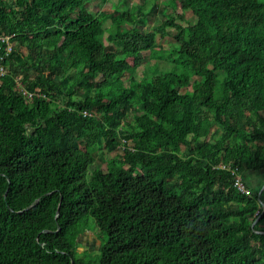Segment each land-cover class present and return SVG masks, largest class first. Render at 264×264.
Masks as SVG:
<instances>
[{
    "label": "trees",
    "instance_id": "1",
    "mask_svg": "<svg viewBox=\"0 0 264 264\" xmlns=\"http://www.w3.org/2000/svg\"><path fill=\"white\" fill-rule=\"evenodd\" d=\"M178 1L199 24L163 54L125 9L0 0V264H264V191L236 186L264 170V0ZM147 51L173 69L124 81Z\"/></svg>",
    "mask_w": 264,
    "mask_h": 264
},
{
    "label": "rangeland",
    "instance_id": "2",
    "mask_svg": "<svg viewBox=\"0 0 264 264\" xmlns=\"http://www.w3.org/2000/svg\"><path fill=\"white\" fill-rule=\"evenodd\" d=\"M10 0H7L9 2ZM109 4H104L102 0H93L91 11L97 13L101 10H121L125 9L130 13L139 14L141 18V28L145 32H154L159 26L167 25V34L162 36L160 33H157V52L166 54L168 50H173L176 48L173 37L176 34V30L169 26L171 22L175 21V16L178 13H184L186 22L189 24H199V18L194 15L192 10L183 8L182 4L178 0H108ZM9 4V3H8ZM111 25V21L105 23L104 28L108 29ZM10 38V37H9ZM162 48L167 49L163 51ZM83 62L86 60V56L80 54ZM174 65L166 60L158 59L151 60L150 52L147 51L144 53L143 62L139 67H135L131 70L125 71L122 73V78L124 81H128L130 77L135 76L138 81L143 77L149 75L154 70H170L173 69ZM193 88L189 90H184L189 94L193 93ZM102 131L100 130V133ZM203 138H209L214 141L218 140L222 136V130L217 129L215 134L213 131L202 130L200 132ZM191 136V135H190ZM96 144L98 150L95 152L96 159L106 166V159L111 157L113 153H110L109 148L106 146L105 139L102 134L96 139ZM123 149V148H122ZM120 148V150L122 151ZM187 152V148H184V153ZM264 181H262L257 189H251L254 193H258L260 190H263ZM100 238L101 233L95 224L91 227L89 231L84 233L79 239L78 243L80 244L79 253L81 255L87 250L91 254L96 255L99 252L100 248Z\"/></svg>",
    "mask_w": 264,
    "mask_h": 264
},
{
    "label": "built area",
    "instance_id": "3",
    "mask_svg": "<svg viewBox=\"0 0 264 264\" xmlns=\"http://www.w3.org/2000/svg\"><path fill=\"white\" fill-rule=\"evenodd\" d=\"M9 39H10L9 37H6V38L3 39L4 41H7V43H8V46L6 48L7 55H9L11 53V51H12V47H11V45L9 43ZM5 74H6L5 68L1 65L0 66V75L3 76ZM18 87L21 89V92L24 95L28 96L29 98H31L33 96V93L27 92L28 90L26 88H24L23 86H21V84L19 82H18ZM39 96L40 97L41 96L44 97V95H42V94L39 95ZM84 115H91V114H89L87 111H85ZM236 186L240 189V191H242L244 193H247V194H251V190L244 184V182L242 181V179L240 177L236 178Z\"/></svg>",
    "mask_w": 264,
    "mask_h": 264
},
{
    "label": "crops",
    "instance_id": "4",
    "mask_svg": "<svg viewBox=\"0 0 264 264\" xmlns=\"http://www.w3.org/2000/svg\"><path fill=\"white\" fill-rule=\"evenodd\" d=\"M245 185L251 189H257V186L264 181V170L261 171H248L239 176ZM264 186V185H263ZM264 188V187H263ZM264 191V190H262ZM261 190L258 192L261 194Z\"/></svg>",
    "mask_w": 264,
    "mask_h": 264
},
{
    "label": "water",
    "instance_id": "5",
    "mask_svg": "<svg viewBox=\"0 0 264 264\" xmlns=\"http://www.w3.org/2000/svg\"><path fill=\"white\" fill-rule=\"evenodd\" d=\"M263 190H264V188H263ZM263 192V191H262ZM262 192H261V194H262ZM38 202H39V200H37L33 205H31L30 207H33L34 205H36V204H38ZM29 207V208H30ZM257 222V221H256ZM256 222L253 224V226L256 224Z\"/></svg>",
    "mask_w": 264,
    "mask_h": 264
},
{
    "label": "clouds",
    "instance_id": "6",
    "mask_svg": "<svg viewBox=\"0 0 264 264\" xmlns=\"http://www.w3.org/2000/svg\"><path fill=\"white\" fill-rule=\"evenodd\" d=\"M245 184V183H244ZM261 195V194H260Z\"/></svg>",
    "mask_w": 264,
    "mask_h": 264
}]
</instances>
